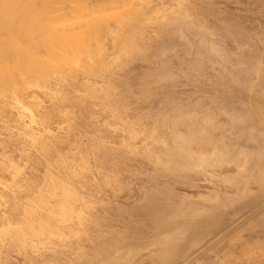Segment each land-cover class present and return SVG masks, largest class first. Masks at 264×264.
Listing matches in <instances>:
<instances>
[{"label": "rangeland", "instance_id": "374dc122", "mask_svg": "<svg viewBox=\"0 0 264 264\" xmlns=\"http://www.w3.org/2000/svg\"><path fill=\"white\" fill-rule=\"evenodd\" d=\"M161 1L122 27L107 12L113 51L0 91V264H264V0H182L185 21ZM177 135L235 161L178 168ZM62 189L79 219L22 247L12 225Z\"/></svg>", "mask_w": 264, "mask_h": 264}, {"label": "bare ground", "instance_id": "6f19581e", "mask_svg": "<svg viewBox=\"0 0 264 264\" xmlns=\"http://www.w3.org/2000/svg\"><path fill=\"white\" fill-rule=\"evenodd\" d=\"M158 1L159 0H139L136 2L132 0H0V91L2 93L10 92L11 94V92L13 93L14 90H16L18 84L25 85V84H29L32 82H36L37 75L41 76L40 77L41 83H43V85L46 87V84H48L46 82L51 81L50 77L54 74L53 71H55L58 66L64 65V64H75V65L78 63L81 64L82 63L81 61L84 62L83 59L90 61L92 60V56H95V54L98 56V54L102 50H110V51L112 50L113 51L116 47L115 44L118 39L116 36H115L116 38L114 36L110 37L106 34V32H104V30H106L105 28H107L106 26H108L109 23H111L114 20H115L114 22H116V24H119L118 26L120 27H122L121 25L124 26L125 22H128V21L132 22V19L135 20L136 18V20L137 19L139 20L140 19L139 16L145 12L143 10L142 11L143 13H141V10L147 9L151 4H154V3L155 5H153L152 7L160 6L162 1L161 0L160 2ZM172 2L176 3V4L174 3L175 9H172V11H170L169 13L164 14L163 17H166V16L168 17L169 15L171 16L177 13L178 14L182 13V10L184 9L183 7H185L183 6L184 3H182V0H176V1L172 0ZM152 7H150L149 9H151ZM111 10L113 11V13H114V10L116 12H119L118 14L120 16L119 17L115 16V18L113 16L111 19L110 16H107V12ZM185 10L182 13V16L184 15L183 21H185L186 20L185 18H187L186 17L187 14L185 13ZM154 11L155 12L153 13L155 15L157 11L159 10L157 9ZM147 12L145 13L147 14ZM179 17L180 16H178V19ZM108 18L111 19L112 21L110 20H109L110 22L107 21ZM106 21L108 22V24H106L107 23ZM113 24L112 26H115ZM118 26L116 27L118 28ZM109 27L111 28V24L109 25ZM111 36H112V33H111ZM114 42L115 44H113ZM39 50H42L41 52H43L42 54L43 58L39 57L38 55ZM104 52L105 51L101 53H104ZM93 53L95 54L92 55ZM212 54L217 55V52L214 53L213 51ZM95 58L97 57L95 56ZM97 61L99 60L97 59ZM21 117L23 121L22 123L26 127L33 124L32 117H29V118H25L23 116ZM20 120L21 118L18 119V121ZM189 121L193 122L191 118L189 119ZM23 128L25 127L23 126ZM24 130H27V129L25 128ZM198 141L202 142L203 140H200V139L196 140L194 137L190 138L186 135L184 137L182 135L175 136L173 140L172 149L174 150L173 153L174 152L176 153H174L175 156L172 155L174 157L172 156L171 157L177 158L179 161H181L180 163H182V165L179 164L180 166L176 164L175 169H177V166L178 168L182 166L183 168H185L186 166L184 164H186L189 161L197 162L198 166H206V167H212V165L214 166V164L216 165L218 164L220 166V165L229 164L232 161H235L229 157L230 151L227 149L221 148L219 145H218L219 147H216L217 149L215 148V146L214 148H212L213 145L211 148L208 147V149L211 150L209 151L208 155L201 153V152L195 154L193 151V147L200 145ZM205 143L207 142L205 141ZM203 145H206V144H203ZM218 148H220L222 151ZM223 150H227V151H223ZM246 157L247 156L245 155L244 158ZM263 159H264V156H263ZM179 161L177 162L174 161V162L178 163ZM187 164L189 165V163ZM239 168L240 167H238V169ZM168 169L170 170L169 167ZM254 171H255V168H254ZM59 196L60 197L58 198V200H55L56 206H54L53 204V207L50 208V212L48 214L49 216L47 215L48 218L46 217L44 221H43V213H41V211L43 212V207L39 206V205L43 206V200H40L39 198L35 200V202L32 204L31 207L28 206L30 207L28 211L23 212L22 221L18 224L12 225V228L14 227V232H13L14 236L12 237L15 238L14 240L20 243L22 247L23 245L25 246L27 242H31L33 240L40 241V242L44 241L43 236L44 237L47 236L46 234L54 236L55 235L54 230H58L57 223H59V221L65 222L68 220L69 221L74 220L75 218L79 219L80 214L76 213V209H75L76 208L75 203L77 202L75 195L67 189H62V194H60ZM259 200H262V198ZM10 227L7 230H10ZM168 227L170 226L168 225ZM166 231L168 230L166 229ZM170 238L165 237L163 238L164 240L162 242L160 241L161 242L160 244L163 245V248H162L163 252L161 253L162 256H160L159 258L162 257V261H166L167 259L170 261L171 259L170 257L171 256L173 257L174 255L172 254V252L175 251L174 247H172L173 240L171 241L172 238L171 239ZM37 243L40 244L39 242ZM121 247L118 249V251L121 250V253L128 249V248L125 249L123 246ZM133 248H135L134 250H139L138 246L137 247L133 246ZM133 248L131 247L129 249L133 250ZM113 249L115 250L116 247ZM113 252L111 251L110 254L114 256ZM105 253L107 254L109 252H105ZM105 253L103 252L102 256H106L104 255ZM116 253L120 254V252L118 253L116 251L115 256H116ZM139 253H140V250L138 251V253H134V255L135 254L138 255ZM100 254L101 253H99V255L97 254L98 258L99 256H101ZM111 255H108V256L112 257ZM108 256L106 258H108ZM117 256H116V259H120V258H117ZM122 256H124V253L122 254ZM122 256L119 255V257H122ZM116 259L114 257L113 261Z\"/></svg>", "mask_w": 264, "mask_h": 264}]
</instances>
